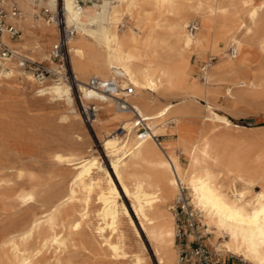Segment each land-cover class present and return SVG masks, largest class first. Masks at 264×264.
<instances>
[{
    "label": "bare ground",
    "instance_id": "obj_1",
    "mask_svg": "<svg viewBox=\"0 0 264 264\" xmlns=\"http://www.w3.org/2000/svg\"><path fill=\"white\" fill-rule=\"evenodd\" d=\"M16 2L22 12L14 22L23 33L18 40H11L7 33L2 39L19 55L52 62L57 68L47 47L59 31L42 16L43 8L56 12L60 7L67 27L78 35L69 40L71 69L83 102L96 100L101 110L91 127L101 139L116 180L109 167L90 154L91 148L89 155L57 151L50 156L53 165L71 171L65 190H60L58 181L49 183L31 173L28 186L13 194V170L18 177L24 176V169L13 165V155L20 162L23 155L33 158L27 138L20 137L22 121L17 114L27 104L22 91L30 89L39 99L64 101L74 115V142L80 143L89 133L75 111L74 86L49 79L39 83L32 72L9 62L0 72V264H38L49 248L58 255L65 253L71 237L89 224L93 200L99 205L92 231L103 238L111 256H129L123 229L126 216L139 238L140 234L120 201L124 197L131 201L158 263L177 264L176 219L167 203L177 198L181 184L213 235L209 242L217 251L264 264V215L249 219L264 209V135L234 124L217 112L214 102L221 87L242 103L264 86V0H102L85 6L79 0ZM192 24L197 26L193 33ZM224 41L233 47L232 56L214 63L211 60L216 57H211L200 69L201 79H195L193 57L204 58L207 52L217 55ZM255 63L262 68L252 78ZM115 73L123 76L122 88L136 87L129 101L151 128L150 136L141 141L135 134L133 114L87 86L93 76L109 78ZM17 91L21 94L16 95ZM201 99L206 101L204 108L199 106ZM198 120L200 127L194 125ZM209 125L222 126L229 133L221 136ZM119 126L127 129L125 136L113 135ZM156 136L174 137L175 142L163 145ZM181 155L187 159L186 166ZM258 186L260 191H255ZM17 207L27 213L13 220ZM237 213L242 219L230 218ZM134 257L137 264L147 263L139 254ZM61 260L58 256L56 263Z\"/></svg>",
    "mask_w": 264,
    "mask_h": 264
},
{
    "label": "rangeland",
    "instance_id": "obj_2",
    "mask_svg": "<svg viewBox=\"0 0 264 264\" xmlns=\"http://www.w3.org/2000/svg\"><path fill=\"white\" fill-rule=\"evenodd\" d=\"M84 2L85 3L82 4L83 6H85L86 4H90L91 2L102 3V0H92L91 2H90V0H84ZM59 12H60V7H59ZM41 14L45 18V20L48 22V17L46 16L47 13L44 12V8L42 9ZM38 18L39 17L36 16V19H38ZM194 21L197 25L198 24L200 25L199 18L194 19ZM51 24H53V23H51ZM53 25H55V24H53ZM55 29L58 30V27L56 25H55ZM22 33H23V31H22ZM76 36H78V35L76 34ZM57 38H58V34H56L53 37V40H51V42L49 43V45L47 47V53L48 54H50V50H51L53 44L56 42ZM14 48H16V47H14ZM221 48L222 49L219 52L220 54L217 53V55H214V56H212L209 52H207L204 55V58L199 57L198 55H195L193 57L194 70L192 72V75L195 79H201L200 69L202 66L205 65L206 61L208 62V60L211 57H216V59L211 61L212 63H214V62H217L218 60H220L222 57H225V56L231 57L232 56L233 47H231L228 44V41L222 42ZM16 50H17V48H16ZM43 63L45 65L50 66L51 68H54L52 66L53 65L52 62H51V64L49 62H43ZM53 63H56V62L53 61ZM68 66H69V69L71 71L72 69H71L69 57H68ZM260 68H262V67H260L256 63L253 64V70L251 71V77L252 78L257 77V74H258ZM23 70L28 71V72L30 71V70H27L24 68H23ZM30 72H32V71H30ZM20 85L26 87V83H24V84L21 83ZM74 88H75L74 99L76 100V102L74 104L75 105V111H77V113L79 114L81 119H83L82 114H81V102L79 99L80 93L78 92V87H74ZM22 92L24 94L23 93L21 94V92H19V91L14 92V93H16V95L21 94V95H23V97L25 96L24 98L27 100L26 106L24 107V109L22 108L23 110L22 109L19 110L17 116L22 121V124L19 125V128L21 129V133L22 132L24 133L26 131V133H28V134L25 135V133H24V135H25V137H24L23 133L22 134L20 133L21 134L20 137L22 136L21 138L23 140H26V138H27L28 141L26 140V146L28 147L29 151H31L30 153L33 156V158L31 159L29 156L23 155V156H21L23 161L20 162V159L18 158V156H15V154L13 155V158H14L13 163L16 162L13 165L21 167L24 169V176L22 178L18 177V174H17L18 172L15 170H13V174L10 176V178L13 179V194H15V192H19L20 190H22L23 188H26L28 186V182H27L28 181V175H30L31 173L34 174L36 177H38V179H41V180L49 182V183L50 182L54 183L53 181H55V182L58 181L60 183L59 188H61V187L64 188V189L61 188L60 190H62V191L65 190V187L67 185V182H68L70 174H71L70 173L71 171L67 170L66 168H61V167H60L61 168L60 169L58 166L53 165V163L51 162L50 156L57 151L69 150V151H75L77 153L86 152V154L89 155L88 150L90 151V148H91L92 152L90 154L98 156L99 159L101 160V163L103 165H105V167H107V168L109 167L108 168L109 171L111 172V174H113V177L116 180V177H115L114 173L112 172L110 159L105 154V152L102 148L101 139L96 136L93 128L84 122V119L82 120L83 125L86 124L85 127L88 129L89 132L87 131V133H89V134H87L88 137L85 135L83 136V138H82V139H84V140H82L83 142L80 140V143H76V142H74V133H75L74 132L75 128L73 127L74 126V123H73V116L74 115H73L72 110L69 108V106L64 101L52 100V99L47 98V97H40V99H39V96H37L30 89L22 91ZM32 97H34V98H32ZM229 97L230 96H228L226 94V90L224 87H221L218 89L217 94H215V96H214V102L218 105L217 112H220V114H222V115L224 114L234 124L240 125L241 127H246L247 129H245V131H248L249 133H251V132L254 134L260 133V134L264 135V86L261 88V90H259V92L253 98H248L245 101H242V103L241 102L240 103L235 102L234 99H232L231 97L229 98ZM161 101L164 103L177 102L176 99H162ZM198 103H199V106L202 108H204L206 106V101L204 99L199 100ZM29 109H31V110H29ZM35 109L36 110L38 109V111H36ZM25 110H26V112H25ZM222 110H224V111H222ZM24 112H25V114H24ZM66 121H68V122H66ZM70 124H72V125H70ZM194 125L196 127H200L202 124H201L200 120H198V121L194 122ZM209 127H214L216 129L217 133L221 136H226L229 133V131L226 130L222 126L216 127L213 125H209ZM73 129H74V131H73ZM30 137H31V141H30ZM87 138L89 139V142H88ZM158 142L163 143V145H165L166 143H174L175 139H174V137H170V136H159ZM37 143L40 145H38ZM83 143H85V144L83 145ZM181 163L183 164V166H186L188 164L186 157L183 155H181ZM15 164H18V165H15ZM25 164H27L28 166L34 165V167L30 166L29 168H27L28 166ZM65 169H66V171H65ZM51 170H52V172H50ZM53 171L56 173H53ZM67 171L69 172V174ZM43 173H44V175H43ZM57 173H58V177H56ZM65 173H67V174H65ZM64 174H65V176H63ZM16 181H17V183H16ZM18 182H20V183H18ZM64 182H65V184H64ZM260 189H261L260 186H258L255 188V191H260ZM176 199H173L167 203L169 206H171V208L169 206L168 207L170 208V211L174 215H175V213H174L173 207L176 205ZM120 201L124 202L126 204L128 210H129V212H131L130 214L133 217V220L135 219L134 220L135 225H137V229L139 228V234H140V238H139V236L135 233V231L132 229L131 225L129 224V219L126 216V219H125L126 221L124 222L123 229L125 230L126 238H127L126 239V248H125L126 254L125 255H129V256L123 255V256L119 257V256L112 255V256H114L112 258V256H111L112 253L106 248L105 243L102 242L103 238L97 237V233L92 231V229H94L96 224L98 223L97 222L98 217H97L96 213H97L98 205H99V203L97 201L93 200V203L91 206L92 212H91L89 224H87V225L85 224V226L83 227L82 232L80 234H76V235H73V237H71L73 242L71 241L72 244H69V248L65 251V253L63 252L64 254L62 253L61 255H58V253H56V251H54V248H49V249L44 251L47 254H45L43 252L45 255L43 254V255L39 256L38 264H40V263L45 264V262H46V264H137L135 262L136 261V259H135L136 256L134 257L135 254L136 255L139 254L141 257L143 256L145 263L147 261L146 264H148V263L149 264H159L158 259L155 255L152 243H151L150 239L148 238V236L146 235V233H144V231L142 230V228L140 226V222H139L138 218L135 216L134 210L132 208V204H130L131 201L127 197H124L123 200H120ZM167 204H166V207H167ZM28 212H31V210H28ZM14 213H13V220L17 219L20 215H24L25 213H27V210L26 209L21 210L17 207L14 209ZM195 213H196L197 218L200 222L199 223L200 229H202L204 231L205 229H207V227L204 226L203 222L200 221L201 218H200V213L198 212V210L195 209ZM175 222H176V220H175ZM212 236L213 235L211 234L209 236V238L211 239ZM91 241H93V242H91ZM90 242H91V244H90ZM73 243H75V244H73ZM176 243L178 246V251L180 253V250L182 248L181 242H180V240H176ZM142 245H144L145 248ZM50 249H51L52 253H51ZM85 250H86V252H85ZM140 251L142 252V254ZM53 253L54 254L56 253V254L53 255ZM131 253H132V255H131ZM222 253L228 257L232 256V260L235 261V264H251L249 262L244 261L241 257L235 256L231 253H225V252H222ZM58 256H60L62 259L60 261L61 263L60 262L56 263V259L58 258ZM46 257H47V259L49 258V260H47ZM50 258H52L53 260ZM50 260H52V261L50 262ZM178 262H179V256H178L177 264H178Z\"/></svg>",
    "mask_w": 264,
    "mask_h": 264
},
{
    "label": "built area",
    "instance_id": "obj_3",
    "mask_svg": "<svg viewBox=\"0 0 264 264\" xmlns=\"http://www.w3.org/2000/svg\"><path fill=\"white\" fill-rule=\"evenodd\" d=\"M92 0H90L91 2ZM84 0H79V4H84ZM21 9L16 0H0V72L11 61L16 62L18 67L32 71L35 79L43 83L48 79L51 81H65L74 87H78V81L72 70L68 66V46L69 40L75 36L73 29L67 27L64 16L61 12H51L44 8L47 13L48 23H53L58 27L59 33L56 42L50 50V58L57 63V68H51L40 62H34L27 57L19 55L2 39L7 33L11 40H18L22 34L21 29L15 24L14 20L21 16ZM193 33L197 31L196 24L189 27ZM214 60V59H213ZM212 61V60H211ZM123 76L119 73L113 74L109 78H100L93 76L89 79L87 86L102 94L107 99L114 102L115 106L125 112L132 113L135 118V134L138 141H141L151 134V128L147 120H144L136 109L131 105L129 98L136 92L134 85L121 87ZM81 102V114L84 122L92 126L96 121L101 110L94 100L85 104L79 95ZM127 129L119 126L113 131V135L125 136ZM159 140V136L155 137ZM176 218V240L181 242L178 264H235L232 256H226L217 251L209 242L210 232L200 229V222L191 204L187 188L182 184L179 186V192L176 199V205L173 207Z\"/></svg>",
    "mask_w": 264,
    "mask_h": 264
},
{
    "label": "snow or ice",
    "instance_id": "obj_4",
    "mask_svg": "<svg viewBox=\"0 0 264 264\" xmlns=\"http://www.w3.org/2000/svg\"><path fill=\"white\" fill-rule=\"evenodd\" d=\"M260 215H264V209H262L260 212L256 213L254 216L249 217V219H256ZM230 218H241L242 219V217H240L239 213L236 214V217H230Z\"/></svg>",
    "mask_w": 264,
    "mask_h": 264
}]
</instances>
